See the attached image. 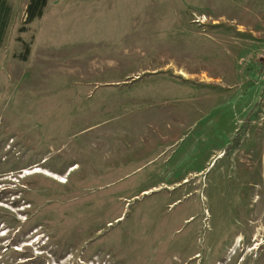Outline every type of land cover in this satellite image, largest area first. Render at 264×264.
<instances>
[{"label":"rangeland","instance_id":"1","mask_svg":"<svg viewBox=\"0 0 264 264\" xmlns=\"http://www.w3.org/2000/svg\"><path fill=\"white\" fill-rule=\"evenodd\" d=\"M10 2L0 264H264V0Z\"/></svg>","mask_w":264,"mask_h":264},{"label":"trees","instance_id":"2","mask_svg":"<svg viewBox=\"0 0 264 264\" xmlns=\"http://www.w3.org/2000/svg\"><path fill=\"white\" fill-rule=\"evenodd\" d=\"M48 0H29L25 8V16L18 31H26V25L42 17L44 8L46 7ZM12 8L7 0H0V45L3 42V38L6 34V30L11 17ZM25 59V57H23ZM264 94V90L261 95Z\"/></svg>","mask_w":264,"mask_h":264},{"label":"bare ground","instance_id":"3","mask_svg":"<svg viewBox=\"0 0 264 264\" xmlns=\"http://www.w3.org/2000/svg\"><path fill=\"white\" fill-rule=\"evenodd\" d=\"M72 169H73V168H70V170H72ZM35 172H41V170L36 169ZM46 174L49 175L48 173H46ZM50 176H51V175H50ZM51 177H52V176H51ZM186 182H187V181L185 180L183 183H186ZM242 228H243V229H246L247 231L250 230V229H254L253 224H252L251 226H245V225H244V226H242ZM259 232H261V231H257V230L255 231V235L253 236L255 242L258 241ZM240 242H241L240 238L237 237V239H235V244L238 245V244H240ZM231 245H233V244H231ZM256 245H257V244H256ZM230 248H231V247H230ZM230 248H229V249H230ZM255 248H256V247H255ZM250 250H251V249H249V252H250ZM233 252H235V251H232V252L230 253V255H231Z\"/></svg>","mask_w":264,"mask_h":264},{"label":"crops","instance_id":"4","mask_svg":"<svg viewBox=\"0 0 264 264\" xmlns=\"http://www.w3.org/2000/svg\"><path fill=\"white\" fill-rule=\"evenodd\" d=\"M8 1L10 2V0H8ZM27 1H28V0H25L24 5H23V8H24V7L26 8ZM49 1H50V0H48V3H47V5H46V7L44 8L43 15L45 14V11H46V9H47V6H48V4H49ZM10 3H11V2H10ZM12 8H13V5H12ZM25 8H24V9H25ZM24 12H25V11H24ZM43 15H42V17H43Z\"/></svg>","mask_w":264,"mask_h":264},{"label":"clouds","instance_id":"5","mask_svg":"<svg viewBox=\"0 0 264 264\" xmlns=\"http://www.w3.org/2000/svg\"><path fill=\"white\" fill-rule=\"evenodd\" d=\"M247 250V249H246ZM247 251H249V250H247Z\"/></svg>","mask_w":264,"mask_h":264}]
</instances>
